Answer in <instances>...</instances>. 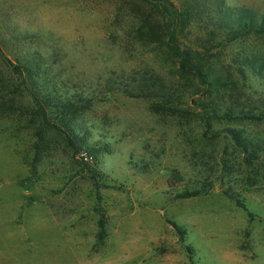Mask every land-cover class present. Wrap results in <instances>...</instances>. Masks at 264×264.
<instances>
[{"label":"rangeland","instance_id":"1","mask_svg":"<svg viewBox=\"0 0 264 264\" xmlns=\"http://www.w3.org/2000/svg\"><path fill=\"white\" fill-rule=\"evenodd\" d=\"M171 4L222 93L178 73ZM248 11L264 0H0V247L17 264H264V36L221 18ZM32 88L73 106L44 104L47 124Z\"/></svg>","mask_w":264,"mask_h":264},{"label":"trees","instance_id":"2","mask_svg":"<svg viewBox=\"0 0 264 264\" xmlns=\"http://www.w3.org/2000/svg\"><path fill=\"white\" fill-rule=\"evenodd\" d=\"M171 6L175 11V12L172 11L173 13L172 16L169 15L172 20V23H171L172 29L171 27H169L170 38H167L164 41H165L166 46L169 48V50L178 58V63H179L178 73L182 77H187V76L195 77L204 86V91L202 92L203 94L205 91H207L209 94H212L213 92H216L217 94L222 93V91L226 88V84H225L226 81L224 82L220 81L213 74L203 73L200 67L201 65L193 61V56L196 55V53L190 48L181 49L180 45L177 43L178 32H179L177 24L180 23V20H182V22L185 23L188 17L184 19V16L178 13L177 9L174 8L175 6L173 4H171ZM225 16L226 18L225 17H221V18L222 20H226L227 24L230 25L234 35L257 34V35L264 36V15L258 16L256 13L248 11V14L247 13L246 14L245 13H237V14L228 13ZM22 72L23 71H21L20 73ZM260 72L261 74H259L258 72L256 73L259 74V76H261L264 79V67L261 68ZM23 73L27 74V76L31 78V75L27 71H24ZM30 80L33 83L32 81L33 79H30ZM31 94L34 97V101L37 106V109L39 113L41 114V119H44V121H46L47 124H53L51 121L58 120V116H56V118H51V119L48 118L47 111L45 109L44 104H46V106L50 108H55L58 105H61L62 108L57 107L61 115L60 118L63 115L67 114V112L70 111L71 106H73V105H68L69 103L66 104L63 102L57 103L58 104L57 106L55 103L53 105L52 99L49 96L47 97V100H44L43 97H39L40 95L36 94V91H34V88L31 89ZM224 94H228V91H225ZM216 110L217 109H214L208 112L206 121L208 120L210 122L211 119L216 118V113L218 112ZM231 115H232L231 111H226V117L232 118ZM209 122L207 123L208 126H210ZM230 132L233 135V138L236 140V142H240L239 138L236 135L237 134L236 131L231 130ZM174 228L179 234H181V236L185 235L184 232H182L181 229L177 225H174Z\"/></svg>","mask_w":264,"mask_h":264},{"label":"crops","instance_id":"3","mask_svg":"<svg viewBox=\"0 0 264 264\" xmlns=\"http://www.w3.org/2000/svg\"><path fill=\"white\" fill-rule=\"evenodd\" d=\"M0 230L4 232L5 229L0 227ZM202 252V251H200ZM206 254L209 255V260L206 264H240L242 258H240L236 254L224 253V254H213L208 249H206ZM201 254V253H200ZM16 251L13 249H9L6 247H0V264H17L19 261L16 259ZM18 255H21L20 253ZM167 264H192L191 260L186 256V253L178 255L176 257L166 258ZM161 261V260H160ZM157 264H165V263H157ZM196 264V263H195Z\"/></svg>","mask_w":264,"mask_h":264},{"label":"built area","instance_id":"4","mask_svg":"<svg viewBox=\"0 0 264 264\" xmlns=\"http://www.w3.org/2000/svg\"><path fill=\"white\" fill-rule=\"evenodd\" d=\"M80 156H81L85 161H89L90 159H92V157H90L87 153H80Z\"/></svg>","mask_w":264,"mask_h":264}]
</instances>
